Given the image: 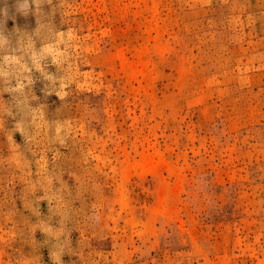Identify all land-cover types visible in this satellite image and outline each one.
Here are the masks:
<instances>
[{"label": "rangeland", "instance_id": "374dc122", "mask_svg": "<svg viewBox=\"0 0 264 264\" xmlns=\"http://www.w3.org/2000/svg\"><path fill=\"white\" fill-rule=\"evenodd\" d=\"M0 264H264V0H0Z\"/></svg>", "mask_w": 264, "mask_h": 264}]
</instances>
